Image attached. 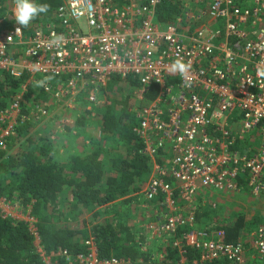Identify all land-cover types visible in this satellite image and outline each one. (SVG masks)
<instances>
[{
	"label": "built area",
	"instance_id": "1",
	"mask_svg": "<svg viewBox=\"0 0 264 264\" xmlns=\"http://www.w3.org/2000/svg\"><path fill=\"white\" fill-rule=\"evenodd\" d=\"M179 1L172 20L158 19L161 0H61L42 22L0 25V71L24 77L0 106V153L20 126L55 115L50 142L75 132L114 75L135 77L138 100L157 87L129 109L150 161L131 224L137 258L100 257L92 236L80 252L46 251L31 208L0 196V217L26 224L42 264H161L167 249L176 264H264V221L227 242L201 215L243 188L264 198V0ZM42 76L48 101L24 106Z\"/></svg>",
	"mask_w": 264,
	"mask_h": 264
},
{
	"label": "trees",
	"instance_id": "2",
	"mask_svg": "<svg viewBox=\"0 0 264 264\" xmlns=\"http://www.w3.org/2000/svg\"><path fill=\"white\" fill-rule=\"evenodd\" d=\"M9 1L0 0V19L22 24L50 18L61 2L28 0L22 14L14 16L10 11L8 18L5 5ZM181 9L179 0H161L157 17L172 20ZM47 80L42 76L34 85L25 86L24 106L48 101L44 91ZM49 81L52 86L57 84L54 78ZM23 82L22 76L0 71V106L10 101ZM137 87L135 77L114 75L101 89V108L94 116L100 140L89 152L73 153L66 163L58 162L48 134H30L31 126L25 124L17 129L11 150L0 153V196L31 208L46 251L66 248L80 252L84 250L83 240L92 236L100 257L128 258L132 262L137 258L134 227L117 216L120 209L116 204L138 201L150 169L149 158L134 135L135 118L129 109L152 99L157 87L151 85L143 100L137 99ZM87 114L76 116L74 124H86ZM241 226V217L224 226L227 242L238 238ZM175 259L174 251L167 249L161 264H176ZM0 264H42L24 222L0 217Z\"/></svg>",
	"mask_w": 264,
	"mask_h": 264
},
{
	"label": "rangeland",
	"instance_id": "3",
	"mask_svg": "<svg viewBox=\"0 0 264 264\" xmlns=\"http://www.w3.org/2000/svg\"><path fill=\"white\" fill-rule=\"evenodd\" d=\"M29 6L28 0H10L6 3V16L9 18V12L11 11L14 16L22 14L24 11V7L27 8ZM0 25L11 24L10 20L5 21L1 18ZM100 100H102L101 96H99ZM101 108V106H99ZM96 108V112H97ZM75 113V111H73ZM72 115V112H67V115ZM55 116L53 118H49L44 120L42 123H38L31 127L29 133L33 132H42L45 133L47 128H51L55 123ZM38 127V128H36ZM75 132L71 131V154L73 153H86L91 150L95 145V142L100 140V136L98 135L97 121L96 119H91L88 117L87 123L78 126L74 124ZM51 132V131H49ZM48 132V133H49ZM46 133V134H48ZM66 134H62L58 136L53 142L59 140ZM106 144V142H103ZM15 144H13L14 146ZM61 151V150H60ZM9 152V151H8ZM59 153V151L57 150ZM62 152V151H61ZM58 158V156H57ZM217 208L214 210H205L206 212L201 213L204 222H210L218 225H228L231 224L232 221L241 217L242 226H241V237L245 238V234L248 229L255 228L258 223H263L264 221V198H259L251 195L245 188L236 192L234 194H230L226 197H217ZM118 209L120 212L117 216L126 224H132V220L137 216L138 213V204L139 200L132 202L131 204L122 203V201H117Z\"/></svg>",
	"mask_w": 264,
	"mask_h": 264
},
{
	"label": "crops",
	"instance_id": "4",
	"mask_svg": "<svg viewBox=\"0 0 264 264\" xmlns=\"http://www.w3.org/2000/svg\"><path fill=\"white\" fill-rule=\"evenodd\" d=\"M56 116L57 115H55V117ZM36 128H38V127H36ZM51 128H47L45 130V133H43V134H46L49 131H51ZM35 133H37L38 135L42 134V132H39V131L35 132ZM65 134H66V136L65 135L61 136L62 138H60L59 140H57L51 144V149H52V153H53V156L56 159V161L66 163L71 156V135H70L71 133L66 132ZM57 150L59 151V153L57 152ZM72 154H73V152H72ZM57 156H58V158H57Z\"/></svg>",
	"mask_w": 264,
	"mask_h": 264
}]
</instances>
